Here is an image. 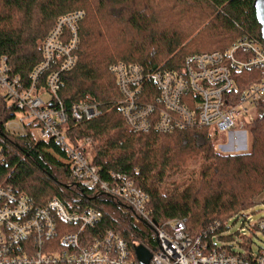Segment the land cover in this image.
Masks as SVG:
<instances>
[{
	"label": "trees",
	"instance_id": "trees-1",
	"mask_svg": "<svg viewBox=\"0 0 264 264\" xmlns=\"http://www.w3.org/2000/svg\"><path fill=\"white\" fill-rule=\"evenodd\" d=\"M255 1L0 0V62L6 58L12 73L29 82L42 60L41 43L60 17L83 11L79 61L63 74L60 99L68 109L79 102L97 104L100 115L70 124L69 131L76 132L77 140L92 138V146L84 151L93 165L102 168L105 180H110L111 172L126 174L148 195L147 210L153 221L164 224L183 219L192 237L207 232L226 239L228 221L251 208L264 191V111L250 129L247 153L221 154L208 127L134 133L120 113L122 96L112 68L124 63L140 66L147 74L175 72L190 55L223 52L246 38L264 47ZM200 7L203 14L195 9ZM263 75L234 72L236 93L261 82ZM17 113L16 106L0 94L2 185L26 194L37 205L59 198L70 210H100L103 219L85 233L113 231L135 253L141 247L137 242L145 237L156 243L133 226L116 201L81 185L75 187L63 163L65 154L54 140L36 139L29 127L22 135L7 132L4 126ZM194 163L199 165L189 179L173 183V189L163 187L167 179L183 174Z\"/></svg>",
	"mask_w": 264,
	"mask_h": 264
},
{
	"label": "built area",
	"instance_id": "built-area-1",
	"mask_svg": "<svg viewBox=\"0 0 264 264\" xmlns=\"http://www.w3.org/2000/svg\"><path fill=\"white\" fill-rule=\"evenodd\" d=\"M84 18L81 10L60 17L41 43L42 60L29 82L14 75L2 58L0 94L18 109L5 130L22 135L29 127L31 133L39 130V140H54L65 154L63 163L75 187L116 201L136 229L151 235L155 244L147 237L137 242L151 254L149 264H264V250L236 252L234 246H218L217 237L207 232L192 237L183 219L158 224L147 210L148 195L131 177L111 172L110 180H105L102 168L93 165L84 151L92 146V138L77 140L69 125L99 117L100 107L79 102L68 109L60 99L63 74L79 61V26ZM248 71L264 74V47L250 38L223 52L190 55L175 72L147 74L140 66L124 63L112 68L122 96L120 113L134 133L208 127L229 134L234 142L241 139L242 145L233 146L236 153L247 149L246 129L264 111V75L261 82L236 93L234 72ZM103 217L98 209L70 210L59 198L37 205L0 181V264H142L113 231L85 233ZM250 227L264 234V220Z\"/></svg>",
	"mask_w": 264,
	"mask_h": 264
},
{
	"label": "rangeland",
	"instance_id": "rangeland-1",
	"mask_svg": "<svg viewBox=\"0 0 264 264\" xmlns=\"http://www.w3.org/2000/svg\"><path fill=\"white\" fill-rule=\"evenodd\" d=\"M177 6L180 9H182L184 7L181 4L180 5L177 4ZM195 9L200 14L204 13L203 7L195 8ZM175 19H177V18H173V20H175ZM259 115H261V114H258L257 116H259ZM255 120H256V118H255ZM253 126H254V124L252 123V125H250V127H247V129H246V131L248 132L247 149H239V151H237V152L247 153L250 150L251 141H252L251 136H250V129ZM210 130H211V133L213 134V138L215 140L216 148L218 151H220L221 154L222 153H236L235 149L233 148V144L231 142L235 143V145H240V143L243 144L241 139L234 142L232 139H229V134L218 133L213 128H210ZM33 133H35L36 138H38V139L41 138V133H39L38 129H36V131H34ZM94 145H96V143H94ZM198 165H199V163L198 164L197 163L191 164L190 166H188L185 169L186 172H184L183 174L181 173L178 176L173 175L172 177L167 179V182H166V184H163V187L173 189L174 188L173 183L180 185L182 182H184L183 180H187L190 178V176L193 174L192 172L197 170L196 168L198 167ZM189 174H190V176H189ZM60 176H61L62 180H65L63 175H60ZM260 220H264V194L263 193L260 194L254 200V204L251 208L246 209V211L243 212L241 215H239V217L231 219L228 221L227 225L229 228H227L226 232L224 233V236L226 239L220 240V239L214 238V240H216V243L218 244V246H223L224 244L234 246V249L236 252L241 253L244 251H248V252H251L253 254L259 253L258 251L264 250V234L261 231L257 230L255 227H252V230H250L251 229L250 225L253 226L254 223H257ZM223 225H225V224H223ZM135 255H136V253H135ZM145 255L147 256L148 253L145 252ZM137 260H138V257H137Z\"/></svg>",
	"mask_w": 264,
	"mask_h": 264
},
{
	"label": "water",
	"instance_id": "water-1",
	"mask_svg": "<svg viewBox=\"0 0 264 264\" xmlns=\"http://www.w3.org/2000/svg\"><path fill=\"white\" fill-rule=\"evenodd\" d=\"M254 9L256 10L257 22L261 25V34L264 39V0H256ZM145 252L148 253L147 256ZM136 257H138V260L142 264H149L152 259L151 254L143 246L136 249Z\"/></svg>",
	"mask_w": 264,
	"mask_h": 264
},
{
	"label": "crops",
	"instance_id": "crops-1",
	"mask_svg": "<svg viewBox=\"0 0 264 264\" xmlns=\"http://www.w3.org/2000/svg\"><path fill=\"white\" fill-rule=\"evenodd\" d=\"M232 144H233V146L235 145V143H233V142H231ZM230 144V143H229ZM240 145H242L241 143H240ZM227 146V145H226Z\"/></svg>",
	"mask_w": 264,
	"mask_h": 264
}]
</instances>
